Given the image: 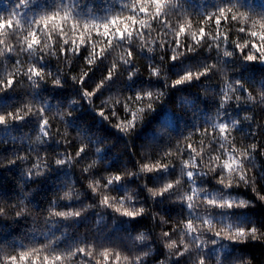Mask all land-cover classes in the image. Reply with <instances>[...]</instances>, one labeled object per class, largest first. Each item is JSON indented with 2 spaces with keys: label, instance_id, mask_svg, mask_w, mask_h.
Masks as SVG:
<instances>
[{
  "label": "trees",
  "instance_id": "obj_1",
  "mask_svg": "<svg viewBox=\"0 0 264 264\" xmlns=\"http://www.w3.org/2000/svg\"><path fill=\"white\" fill-rule=\"evenodd\" d=\"M224 2L227 0H172L177 9L173 10L175 14L170 17V25H178V22L191 24L186 29L187 34L179 38L182 47L178 51H183L186 55L175 62L170 57L173 55L172 48L175 47L174 32L178 27L166 30L159 22L138 14L139 18L149 20L150 27L145 28L144 37L135 39L128 49L134 52L132 59L137 74L133 80H129V70L121 59L126 57L125 48L113 47L106 53V59L100 57L92 65L87 64L84 57L88 56L91 43H95L97 52L107 47L102 38L95 35L80 49L81 55L74 56L69 52L67 58L59 59L60 47L70 48L71 45H63L62 39L56 35L51 40L41 37L43 42L50 45L49 51L57 55L45 58L46 71H51L53 76L42 82L35 99L32 94L36 90L23 75L32 64L29 54L20 52L17 48L11 54L0 56V79L17 73V82L13 88L0 93V109L9 106L8 110L32 108L36 111L50 102L51 110L46 111L45 116L52 126L51 139L47 143L37 139L39 131L32 116L21 122H14L6 129L0 126V248L4 249L0 253V259L3 255L14 254L13 247L20 244L32 246L30 242L33 237L37 247L49 243L48 238L52 237L51 242H58L59 249L65 252L69 248L75 251L77 247L92 246L90 258L67 256L64 264H97V261L104 264L100 253L106 248L113 253L109 264L115 259V253L121 256L120 264H132L136 257H143V264H193L195 253L191 258L186 254L177 262V249L169 250L165 247L166 242L171 240L176 241L181 248L179 241L182 238L188 242V238L183 236L185 214L182 213V206L174 202L176 197L162 202L159 197L151 198L143 185L158 189V184L166 178L173 183L180 179L178 192H189L191 185L184 182L181 167L191 159V148L200 153L195 159L201 170L208 171L211 167L221 165L232 149L239 155L256 144L253 160L255 167L249 172V176L255 178V191L251 184L246 187L242 183L227 190L231 197L250 201L251 205L226 211H211L224 224L254 222L261 228V232L257 233L258 239L249 238L246 243L239 244L229 243L227 249L212 245L211 240L215 237L211 231L204 232L202 240L204 251L210 257L206 264H216L217 256L220 257L221 264H264V201L257 195H264V179L260 178L264 174V102H261L260 96L261 84L264 83V65L243 61L239 50L233 57H223L224 50L232 51L235 43L243 44L245 40L251 39L245 33L238 32V26L242 25H236L235 22L221 21L220 32L222 35L227 33L228 40H221L220 48H217V41L212 39L217 33L214 20L205 23L202 18L214 13L217 5ZM15 3L16 0H0V14L7 15ZM132 3L133 0H30L28 7L20 11L22 17L31 20L38 13L53 11L59 5L61 8L75 9L82 17L92 18L120 13L128 15L130 13L125 6H131ZM232 4L238 8L237 15L245 13L258 20L264 13V0H232ZM200 27H204L208 35L195 53H189L187 46L193 44L191 32H198ZM66 38H75L79 42L78 34L75 37L69 34ZM0 39L16 45L15 39L7 36ZM149 48L152 49L151 52L148 51ZM113 63L117 64L116 76L92 97V105L89 106L87 101L80 98L81 88L92 91L100 79L107 75V69ZM201 65L214 67L198 81L171 86L186 68L194 72L203 71ZM152 68L156 69L158 75L151 74ZM84 72H88V76L84 77L83 84L73 81L72 77L79 81ZM57 75L60 76L63 87L54 86L53 80ZM236 81H241L246 91H241ZM147 91L153 92L151 101L146 96L141 101L135 100L136 95H143ZM161 92L163 96L159 95ZM224 93L229 98L225 104L226 116L219 109ZM249 93L252 95L251 99L248 98ZM237 96L240 97L239 100L236 99ZM71 101L76 103L69 108ZM149 102L152 103L150 110L147 108ZM125 105L128 106L127 111ZM101 108L109 117L108 120H103L98 115ZM140 108L145 111L139 112ZM113 110L117 115H112ZM68 111H73L70 126L60 118L62 113ZM133 112L137 113V120L132 130L125 133L114 127L131 120ZM221 117L238 121L235 128L230 124L224 150L213 140L211 128V124L219 123ZM165 119L168 123L162 131L161 125ZM87 137L100 143L88 144L86 154H82V158H76L71 166L54 164L56 158L69 154L75 157L78 148L87 144ZM96 147L101 149L100 153H96ZM165 151L171 154L165 157ZM11 160L16 162L10 164ZM158 162L168 163L172 167L167 173H140L139 179H126L122 184L116 185L114 191L103 186L104 180L111 175H124L126 171L139 173L143 164L154 166ZM37 164L41 165L43 174L29 179L28 170L36 171L33 165ZM45 164L52 171L44 168ZM86 168L89 169L88 172L83 171ZM214 177L215 174L209 172L207 177L201 179L200 186L209 192L223 191ZM101 178L104 179L94 194L88 185L95 184ZM227 179L225 173L226 182ZM104 195L110 197V202L124 200L126 206H129L128 197H131L136 210L143 207L144 212L135 220H128L111 209L99 206ZM88 205L96 206L83 211L81 217L75 220L56 223L58 218L50 216L53 211L80 210ZM198 211L203 216L210 209L200 202ZM18 212L21 213L20 216H17ZM224 224L218 223L216 228L219 229ZM164 232L170 233L171 240L163 237ZM141 234L145 239H135ZM145 252L149 254L144 256ZM124 257L128 259L125 260Z\"/></svg>",
  "mask_w": 264,
  "mask_h": 264
},
{
  "label": "snow or ice",
  "instance_id": "obj_2",
  "mask_svg": "<svg viewBox=\"0 0 264 264\" xmlns=\"http://www.w3.org/2000/svg\"><path fill=\"white\" fill-rule=\"evenodd\" d=\"M30 0H16L15 6L7 15L0 14V37H9L15 39L16 45L13 46L8 44L5 39H0V56H5L6 54H11L19 49L20 52H27L32 61L30 67L23 73L27 80L31 83V86L35 92H33V98H37V93L41 89L42 82L46 81L47 77H52L53 73L51 71H46L45 58L48 55H57L55 52H50V45L42 41V36L46 37L48 40L53 38V35L62 39L63 45H71L70 48L60 47V52L58 54V59L60 57L67 58L70 52L74 56L81 55L80 49L85 47L93 35L102 38L106 43V48H101L99 52L96 51L95 43H91L90 51L88 56L84 57L87 64L92 65L94 60L100 57L104 59L107 58L106 53L109 49L113 47H122L126 49V57H122L123 65L127 66L129 70V80H133L134 76L137 74L134 63H133V50H128L132 42L137 38L144 37V29L149 28V20L144 18H139L138 14H143L144 17L150 18L153 21L159 22L162 27L166 30H174L178 27V30L174 32L176 40L175 47L172 48L173 55H171V61H177L181 56L186 55L183 51H178L181 49L182 44L179 39L182 35H186V29L191 26L190 22L183 23L178 22V25H170V17L174 13V9H177V5L172 3V0H133L131 6H125L130 14L124 15L112 14L103 17H92L86 18L82 17L79 12L75 9L61 8L59 5L56 6L53 11H43V14L38 13L31 20L26 17H22L21 9L28 7ZM242 6V5H241ZM238 8L232 4V0H227V2L217 5L216 11L211 15L203 17L205 23L208 21H213L217 28V33L212 37L214 41H217V48H220V41L227 42V33L223 35L220 32L221 21L225 22H235L238 26L237 30L239 33H245L250 40H245L243 44L235 43V47L232 51L224 50L223 57L230 58L233 57L234 53L239 50L243 61L245 62H256L264 65V13L260 15L258 20L253 19L252 16L245 13H240L237 15ZM26 25V26H25ZM22 30V33H21ZM71 34L75 37L79 35V42L75 38L69 40L66 37ZM206 32L204 27H200L199 31H192L190 39L193 42L192 45L187 46V52L195 53L198 47L202 46L205 42ZM247 49V51H245ZM149 52L152 51L151 48L148 49ZM163 60V57H161ZM19 64V61L16 62ZM151 67V65H150ZM203 71H192L186 68L182 74L178 75V78L174 80L172 87L179 85H184L186 83H191L194 80H199L202 76H205L214 65H201ZM117 74V64L113 63L107 69V75L103 76L99 83L96 84L92 91L87 90V88H81L80 98L88 102L89 106L92 105V97L96 96L98 92L104 89L110 81L113 80L114 76ZM152 75H158L155 68H152ZM17 73L9 75L6 79H0V93H6L8 89L13 88L14 83H16ZM88 76V72H84L83 76L77 81L76 77H72L74 82L80 84L84 83V77ZM53 84L56 87H63L62 80L60 76H56L53 80ZM241 91H246L245 85L241 81H236ZM163 96V93H159ZM147 97L149 101L153 99V92L147 91L143 95H136L135 100L141 101L144 97ZM261 102H264V83L261 84ZM248 98L251 99V93L248 94ZM227 93H224V100L219 104V109L224 112L225 116L227 112L225 110V104L228 102ZM237 100L240 99L239 96L236 97ZM75 101L69 103V108ZM125 110L127 111L128 106L125 105ZM9 106L0 109V126L3 128H8L14 122H21L32 116L37 122V128L39 135L38 140L47 143L48 139H51V124L49 119L45 116L46 111L51 110L50 102H46L38 110L33 111L32 108H18L16 110H8ZM147 108L150 110L152 108V103L147 104ZM95 110V109H93ZM74 111V109H73ZM73 111H68L60 115L61 120L65 122L66 125H71V117L73 116ZM139 112H144V108H140ZM98 115L103 120H108L109 117L105 114L103 108L98 111ZM112 115L115 116L117 113L113 110ZM247 119V117H246ZM137 120V113H132V119L128 120L126 123L116 124L114 127L118 128L122 132H129L135 127ZM168 121L165 119L161 125V130L163 131L167 127ZM238 121H229L221 117L219 123L211 124L213 140L219 144L221 150L225 149L226 143L228 142V134L230 124L232 128H235ZM207 132V129H205ZM218 133V136L216 135ZM66 135V134H65ZM87 144L81 145L75 152V157L69 154L63 158H56L54 164L56 166H64L68 164L71 166L76 158H82V154H86V148L88 144L100 143L99 141L93 142L90 137H87ZM191 148V145L188 146ZM257 150V145L252 144L250 149H245L242 153L237 155L236 150L232 149L230 153H227V158L224 159L221 165L217 167H211L208 171H202L200 164L196 161L195 157L200 156V153L196 152L195 148H191L189 156L190 160L185 161L181 167V176L184 178L186 184L191 185L190 191L180 194L178 188L181 185V180L177 179L175 182H171L169 178H166L160 185L158 189L147 188V185H143L147 189L151 198L155 199L159 197V201L171 200L172 197H176V203L182 206V213L185 214L184 221V231L183 236L188 238V242L182 238L179 244L182 246L178 247L176 241L171 240L170 233L164 232L163 237L171 242H166L165 247L169 250L177 249L176 257L177 262L180 257H184L186 254L191 258L192 254L195 253V259L193 264H206L207 260L210 258L208 253L204 251V241L202 236L204 232L211 231L214 233V237L211 243L214 247L218 246L221 249H227L229 243H246L249 238L252 240H257V233L261 232V228L256 226L254 222L249 224H238V223H227L224 224L223 221L217 220L216 215L213 214L211 210H231L237 208H245L251 205L250 201H245L243 199H237L231 197L227 194V190L234 186H239L243 184L244 186H251L255 191V178L249 176L251 168L255 167L253 162L254 153ZM96 153H100L101 149L96 147ZM171 153L165 151L163 155L165 157L169 156ZM195 154V155H193ZM19 159H26V157H19ZM201 159H203L201 157ZM211 160L212 158L209 157ZM216 159H219L217 157ZM15 160L9 161V163H15ZM49 171H52L47 164L43 165ZM172 167L168 163H156L154 166L145 163L141 166L139 173L125 172L124 175L119 173L111 175L109 178L104 180V188L111 189L118 184H122L126 179L135 177L140 178V173H167L169 168ZM32 169L28 170V178L35 179L37 176L43 174L41 171V165H33ZM83 171L88 172L89 169L86 168ZM209 172L215 174V179L218 185H220L223 191L209 192L206 188L201 187V179L207 177ZM225 173L227 174V182L225 180ZM261 179H264V174H261ZM101 179H97L95 184L89 183L88 187L92 190L94 194L97 192L98 186L101 184ZM235 180V183H234ZM199 182V183H198ZM258 198L264 201V195H259ZM115 200V198H113ZM132 198L128 197V204L124 200H118L115 202H110V197L104 195L99 201V206L107 209H111L115 214L123 216L128 220H135L140 216L144 209L143 207L136 210L135 204L131 203ZM205 204L210 211L206 215H200L198 211L199 203ZM54 203V202H53ZM96 205H88L80 210H67V211H53L50 213L51 217L58 218L56 223L61 220H75L81 217L82 212L86 211L88 208L95 207ZM216 212V211H215ZM21 213L18 212L17 216ZM224 224L223 227L217 229L216 225ZM54 236V234H53ZM49 243L43 245L42 247L35 246V237L32 238L30 242L32 246L20 244L17 247H13L14 254L3 255L0 259V264H64V260L67 256H77L79 255L81 259L84 257H91L92 251L90 250L92 246L88 247H77L75 251L72 248L64 250L59 249L58 242L53 243L52 237H49ZM135 239L143 240L145 237L143 234L137 236ZM227 243H224V242ZM4 249L0 248V253H3ZM43 253V255H41ZM149 253L145 252L143 255L147 256ZM103 257L104 264H109L110 257L113 253L109 249H105L100 253ZM125 260L128 257H124ZM121 256L119 253H115V259L111 264H120ZM97 264H100L97 261ZM132 264H143V257H136ZM163 264V262H162ZM216 264H221L220 257H216Z\"/></svg>",
  "mask_w": 264,
  "mask_h": 264
}]
</instances>
